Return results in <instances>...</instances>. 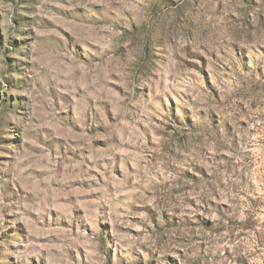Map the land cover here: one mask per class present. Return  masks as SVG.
I'll return each instance as SVG.
<instances>
[{
  "label": "rangeland",
  "instance_id": "rangeland-1",
  "mask_svg": "<svg viewBox=\"0 0 264 264\" xmlns=\"http://www.w3.org/2000/svg\"><path fill=\"white\" fill-rule=\"evenodd\" d=\"M0 264H264V0H0Z\"/></svg>",
  "mask_w": 264,
  "mask_h": 264
}]
</instances>
